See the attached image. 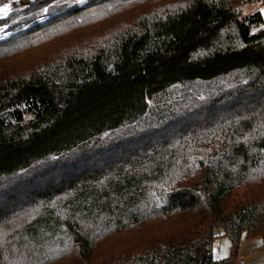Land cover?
Masks as SVG:
<instances>
[{
  "label": "trees",
  "instance_id": "trees-1",
  "mask_svg": "<svg viewBox=\"0 0 264 264\" xmlns=\"http://www.w3.org/2000/svg\"><path fill=\"white\" fill-rule=\"evenodd\" d=\"M67 1L0 19V264H239L242 238L264 241L261 12Z\"/></svg>",
  "mask_w": 264,
  "mask_h": 264
},
{
  "label": "rangeland",
  "instance_id": "rangeland-1",
  "mask_svg": "<svg viewBox=\"0 0 264 264\" xmlns=\"http://www.w3.org/2000/svg\"><path fill=\"white\" fill-rule=\"evenodd\" d=\"M35 1L37 0H9L5 3L0 4V19L4 20L11 15L12 10H13V5L17 4L19 6L24 7ZM87 1L88 0H68L66 2V7H71L74 5L83 6L87 3ZM250 2H244V0H234V3L238 5L237 7L239 8L240 7L244 8V6L248 5ZM53 5L46 7L44 9L43 13L39 16L38 21L45 22L46 20H48V18L52 14L53 9H56L57 11L58 8L63 7L65 4H61V6H55V5L53 6ZM5 8L8 9L7 12L2 11V9H5ZM26 27L28 26H24L20 29H23ZM13 33L14 31H12L8 25L3 26L2 28H0V41H3L9 38ZM52 47L48 46V47L41 48V49H33V50L22 52L18 54L17 56H15L13 60L7 61L3 69L4 71H9L11 73L12 72H16V73L25 72L30 66H33L35 63L41 62L45 58V55H47L48 53L52 51ZM220 230L221 229H217L216 233L218 234Z\"/></svg>",
  "mask_w": 264,
  "mask_h": 264
},
{
  "label": "crops",
  "instance_id": "crops-1",
  "mask_svg": "<svg viewBox=\"0 0 264 264\" xmlns=\"http://www.w3.org/2000/svg\"><path fill=\"white\" fill-rule=\"evenodd\" d=\"M248 13L261 12L264 18V2L257 3L251 1L248 5L242 7ZM232 241L224 235L223 230L217 234L214 242V257L217 260L224 259L230 255ZM239 264H264V241L262 238L246 239L242 238L240 243Z\"/></svg>",
  "mask_w": 264,
  "mask_h": 264
},
{
  "label": "built area",
  "instance_id": "built-area-1",
  "mask_svg": "<svg viewBox=\"0 0 264 264\" xmlns=\"http://www.w3.org/2000/svg\"><path fill=\"white\" fill-rule=\"evenodd\" d=\"M255 2L262 3V2H264V0H255Z\"/></svg>",
  "mask_w": 264,
  "mask_h": 264
},
{
  "label": "snow or ice",
  "instance_id": "snow-or-ice-1",
  "mask_svg": "<svg viewBox=\"0 0 264 264\" xmlns=\"http://www.w3.org/2000/svg\"><path fill=\"white\" fill-rule=\"evenodd\" d=\"M2 11H4V12H7V11H8V9H7V8H5V9H2Z\"/></svg>",
  "mask_w": 264,
  "mask_h": 264
}]
</instances>
